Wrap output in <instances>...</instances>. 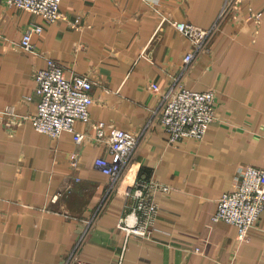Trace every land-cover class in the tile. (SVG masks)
Wrapping results in <instances>:
<instances>
[{
  "label": "crops",
  "instance_id": "crops-1",
  "mask_svg": "<svg viewBox=\"0 0 264 264\" xmlns=\"http://www.w3.org/2000/svg\"><path fill=\"white\" fill-rule=\"evenodd\" d=\"M223 2L61 0L63 18L47 24L0 1V111L14 106L28 118L11 135L0 122V264H63L73 250L94 264H264V212L241 245L234 226L211 220L240 166L264 170V0H241L242 22L225 23L183 75L190 44L161 23L166 16L208 28ZM33 24L43 27L33 37L35 51L17 49ZM47 59L94 80L91 122L141 137L120 189L138 174L172 187L155 197L152 241L125 240L117 229L122 191L88 225L108 184L95 160L109 153L80 122L76 130L87 135L81 145L70 133L53 139L34 129L33 73ZM176 79L189 90H215L216 119L203 139L170 145L163 125L147 126L159 103L149 85L163 93Z\"/></svg>",
  "mask_w": 264,
  "mask_h": 264
},
{
  "label": "built area",
  "instance_id": "built-area-1",
  "mask_svg": "<svg viewBox=\"0 0 264 264\" xmlns=\"http://www.w3.org/2000/svg\"><path fill=\"white\" fill-rule=\"evenodd\" d=\"M0 1L9 7L40 16L47 24L63 18L60 10L61 0ZM240 4L241 0H224L216 20L208 28L190 22L174 21L163 16L161 23L170 24L186 37L190 44V51L182 60L181 75L191 69L199 55L209 51L211 42L225 23L242 22ZM252 17L258 20L259 14H253ZM42 31L43 27L40 24L30 26L23 33L17 49L27 53L34 52L33 37L40 35ZM33 80L36 83L34 91L38 103L36 114L29 120L37 132L53 139H58L63 133H70L73 135L74 143L81 145L87 135L76 130L75 124L80 122L90 126L95 143L104 145L108 149L109 156L95 160V166L106 176L108 184L92 218L88 220L89 225L102 214L108 200L122 191L119 183L124 180L123 177L125 179L127 177L126 173L129 171L141 137L101 121L91 122L89 107L93 104L91 91L95 82L90 76L77 73L68 75L59 62L47 59L46 68L36 70L33 73ZM149 89L158 94L159 103L157 108L151 110V119L147 126L153 122L163 125L170 145L183 138L195 140L204 138L209 125L216 119L215 90H189L178 79L163 93L155 83L150 84ZM27 119L26 116L18 114L14 106L0 111L1 125L10 135ZM69 161L71 166L76 167L77 152L70 153ZM233 187L232 191L223 193L219 197L211 220L234 226L237 229V242L241 245L249 241V230L258 223L261 213L264 212V170L251 165L240 166ZM171 189V186L157 182L150 176L138 174L129 180L121 192L124 213L117 224V229L123 233L125 240L130 238L153 240L159 210L155 197L157 193L168 194ZM63 264L94 263L81 260L77 250H73Z\"/></svg>",
  "mask_w": 264,
  "mask_h": 264
}]
</instances>
